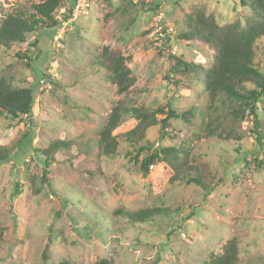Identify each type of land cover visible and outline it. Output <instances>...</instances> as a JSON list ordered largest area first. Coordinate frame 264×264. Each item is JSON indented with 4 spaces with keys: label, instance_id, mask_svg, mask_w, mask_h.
<instances>
[{
    "label": "rangeland",
    "instance_id": "obj_1",
    "mask_svg": "<svg viewBox=\"0 0 264 264\" xmlns=\"http://www.w3.org/2000/svg\"><path fill=\"white\" fill-rule=\"evenodd\" d=\"M41 1L0 0V19ZM197 7L222 24H245L251 15L240 0H92L88 14L68 24L59 43L53 28L35 31L10 49L0 46V77L31 87L36 96L29 116L0 118V145L11 148L9 160L0 162V264H43L46 246L47 264H95L102 257L115 264H203L234 236L239 264H264V97L257 108L258 139L251 117L237 119L229 102L210 107L201 81L174 75L169 56L161 55L171 52L210 66L211 47L180 37L187 29L185 15ZM104 44L128 57L136 79L129 91L120 92L99 65ZM120 100L149 109L168 104L178 112L194 110L187 118H171L164 137L160 124L152 126L144 143L187 148L208 163L216 188L208 192L172 182L165 162L143 176L126 154L136 152L124 140L136 125L129 114L114 131L118 152L104 155L100 130ZM208 122L219 124L215 132ZM227 133L229 140L220 135ZM235 133L242 138L234 139ZM54 138L71 146L56 151L45 172L37 148ZM156 205H169L175 213L137 223L118 213Z\"/></svg>",
    "mask_w": 264,
    "mask_h": 264
},
{
    "label": "trees",
    "instance_id": "obj_2",
    "mask_svg": "<svg viewBox=\"0 0 264 264\" xmlns=\"http://www.w3.org/2000/svg\"><path fill=\"white\" fill-rule=\"evenodd\" d=\"M141 1V0H140ZM139 1V2H140ZM69 0H42L38 3L13 11H7L0 19V46L10 49L15 44L26 42L27 36L35 31L53 29L62 25L56 16V11ZM129 0L130 4L139 3ZM242 5L251 9L243 24L240 20L222 24L216 15L204 7H197L185 15L187 29L180 37L189 41H198L212 49L210 66L205 67L193 62H185L171 52L168 55L174 75L191 74L201 81L210 100V107H219L217 102H229L230 112L237 119L251 117L255 124L257 138H262L259 130L261 120L257 112L258 103L264 97V0H240ZM25 57L27 54H24ZM99 65L107 71L108 78L115 82L120 92H127L135 86L136 79L128 65V57L122 51L104 44L100 50ZM169 78V77H168ZM171 80V78H169ZM174 87L179 85L177 78L173 79ZM35 92L31 87H15L6 77H0V118L23 119L29 116L35 103ZM168 105V104H167ZM158 106L154 109L129 106L122 100L113 107L107 123L100 130L98 146L102 153L109 157L118 152L119 141L114 131L121 124L124 114H129L136 120V125L124 135V140L134 146L136 152L128 151L127 155L138 162L143 176L150 172V166L161 162L167 163L172 175L170 180L194 183L208 192L213 191L218 182L212 174L208 163L191 156L187 148L177 146L154 147L153 142L145 144L149 128L160 124L161 135H168L167 127L171 118H187L194 115V110L178 112L170 105ZM161 115H164L160 118ZM218 123L208 122L207 128L212 132L218 128ZM229 140L230 134H220ZM234 139H241L240 134H233ZM71 142L60 138L50 141L48 147L37 148L44 155L45 169L55 161L54 153L63 147H70ZM11 148L0 145V162L9 160ZM131 222H148L160 218L171 217L175 210L169 205L145 207L137 211L120 210ZM4 237V227L0 223V241ZM44 263L49 260V247L42 253ZM239 239L234 236L227 240L223 251L212 253L203 264H239ZM54 264H72L68 259ZM95 264H115L110 257H102Z\"/></svg>",
    "mask_w": 264,
    "mask_h": 264
},
{
    "label": "built area",
    "instance_id": "obj_3",
    "mask_svg": "<svg viewBox=\"0 0 264 264\" xmlns=\"http://www.w3.org/2000/svg\"><path fill=\"white\" fill-rule=\"evenodd\" d=\"M131 1L138 2L140 0ZM91 6L92 0H75L73 5L66 4L58 8L56 17L63 22L54 36L58 43L64 38L68 24L76 22L81 15H87ZM155 166L156 164H153L150 167L153 169Z\"/></svg>",
    "mask_w": 264,
    "mask_h": 264
}]
</instances>
